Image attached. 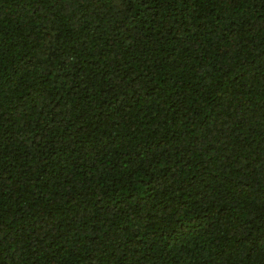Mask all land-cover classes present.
Instances as JSON below:
<instances>
[{"label":"trees","instance_id":"trees-1","mask_svg":"<svg viewBox=\"0 0 264 264\" xmlns=\"http://www.w3.org/2000/svg\"><path fill=\"white\" fill-rule=\"evenodd\" d=\"M0 264H264V0H0Z\"/></svg>","mask_w":264,"mask_h":264}]
</instances>
